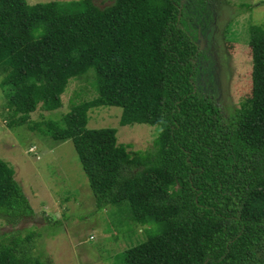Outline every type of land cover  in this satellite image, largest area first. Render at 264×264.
Segmentation results:
<instances>
[{"label":"trees","instance_id":"16d2710c","mask_svg":"<svg viewBox=\"0 0 264 264\" xmlns=\"http://www.w3.org/2000/svg\"><path fill=\"white\" fill-rule=\"evenodd\" d=\"M182 1L0 0V86L13 123L72 139L98 208L128 200L137 222L160 225L124 252L126 264H264V29L249 41L250 108L223 113L194 84L199 45L181 24ZM92 69L95 98L61 120H31ZM103 105L123 108L122 125H160L153 148L132 152L116 127L89 128ZM33 213L0 158V214L15 223ZM33 236L2 237L0 264H49Z\"/></svg>","mask_w":264,"mask_h":264},{"label":"rangeland","instance_id":"374dc122","mask_svg":"<svg viewBox=\"0 0 264 264\" xmlns=\"http://www.w3.org/2000/svg\"><path fill=\"white\" fill-rule=\"evenodd\" d=\"M93 2L105 8L113 0ZM181 14L182 26L200 48L194 73L197 90L219 100L223 113L249 109L253 65L249 41L253 27L264 29V0H183ZM89 72V79H71L59 108L48 111L39 106L31 120H61L74 103L95 98V71ZM6 100L0 86V158L13 168L34 213L15 223L0 214V239L34 234L33 253L49 264H126L124 252L158 233L160 225L137 222L128 200L98 208L72 139H56L27 122L13 123ZM122 111L113 105L92 108L88 127H116L118 142L131 144L132 152L153 148L161 126L122 125ZM34 146L36 151H30Z\"/></svg>","mask_w":264,"mask_h":264},{"label":"built area","instance_id":"2783aa9c","mask_svg":"<svg viewBox=\"0 0 264 264\" xmlns=\"http://www.w3.org/2000/svg\"><path fill=\"white\" fill-rule=\"evenodd\" d=\"M30 151L35 152L36 151V147L35 146L34 147H31L30 148Z\"/></svg>","mask_w":264,"mask_h":264},{"label":"flooded vegetation","instance_id":"af4514ba","mask_svg":"<svg viewBox=\"0 0 264 264\" xmlns=\"http://www.w3.org/2000/svg\"><path fill=\"white\" fill-rule=\"evenodd\" d=\"M199 51H200V48H199ZM219 100H217V102H218ZM220 105V104H219Z\"/></svg>","mask_w":264,"mask_h":264}]
</instances>
